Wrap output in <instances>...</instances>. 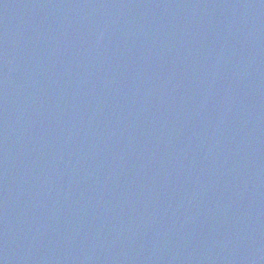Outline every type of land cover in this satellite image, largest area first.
<instances>
[{
	"label": "water",
	"instance_id": "obj_1",
	"mask_svg": "<svg viewBox=\"0 0 264 264\" xmlns=\"http://www.w3.org/2000/svg\"><path fill=\"white\" fill-rule=\"evenodd\" d=\"M0 264H264V0H0Z\"/></svg>",
	"mask_w": 264,
	"mask_h": 264
}]
</instances>
